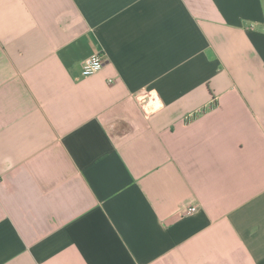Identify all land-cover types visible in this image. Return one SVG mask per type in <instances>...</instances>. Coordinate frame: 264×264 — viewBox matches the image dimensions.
<instances>
[{
  "label": "crops",
  "instance_id": "obj_1",
  "mask_svg": "<svg viewBox=\"0 0 264 264\" xmlns=\"http://www.w3.org/2000/svg\"><path fill=\"white\" fill-rule=\"evenodd\" d=\"M0 264H264V0H0Z\"/></svg>",
  "mask_w": 264,
  "mask_h": 264
},
{
  "label": "built area",
  "instance_id": "obj_2",
  "mask_svg": "<svg viewBox=\"0 0 264 264\" xmlns=\"http://www.w3.org/2000/svg\"><path fill=\"white\" fill-rule=\"evenodd\" d=\"M104 64V59L101 53H95L84 60L81 65V75L83 77L92 76L101 71ZM197 210L196 207H190L186 210L187 214L194 213Z\"/></svg>",
  "mask_w": 264,
  "mask_h": 264
}]
</instances>
